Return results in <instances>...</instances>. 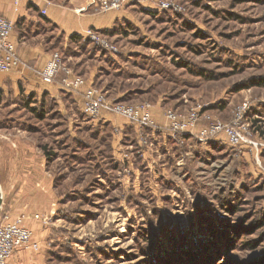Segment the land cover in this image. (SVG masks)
<instances>
[{
  "label": "rangeland",
  "instance_id": "rangeland-1",
  "mask_svg": "<svg viewBox=\"0 0 264 264\" xmlns=\"http://www.w3.org/2000/svg\"><path fill=\"white\" fill-rule=\"evenodd\" d=\"M114 9L126 17L92 28L107 46L56 36L53 52L108 103L159 108L164 125L120 131L64 94L63 108L0 94V134L37 148L53 179L35 264H264V0ZM167 110L197 119L175 131ZM2 189L7 204L15 189Z\"/></svg>",
  "mask_w": 264,
  "mask_h": 264
},
{
  "label": "crops",
  "instance_id": "crops-1",
  "mask_svg": "<svg viewBox=\"0 0 264 264\" xmlns=\"http://www.w3.org/2000/svg\"><path fill=\"white\" fill-rule=\"evenodd\" d=\"M100 1L25 0L15 6L13 0H0V15L8 18L14 25L9 40L15 46L20 61L17 67L0 71V94L26 98L33 96L38 99L47 96L58 101L61 108L63 105L60 98L64 94L70 102H76L83 110V92L92 87V75L85 78L84 85L67 94L57 78L61 74L53 82H46L41 78V71L51 58L56 36L71 42L73 40L70 37L73 35L82 38L89 28L106 31L126 17V10L102 11L99 8ZM150 110L156 122L164 125L165 118L160 109L153 107ZM99 115L105 126L118 128L120 131L130 123L127 118L110 113L106 108H102ZM45 165V157L37 148L23 144L9 134H0V174H7L8 180L5 185L0 183V196L3 197L2 188H13L16 193L8 198L7 204L0 202V222L24 216V225L31 231L32 242H36L38 247L41 242L39 216L47 215L51 211L47 210L45 197L52 195L49 190L52 188L53 179ZM35 250L32 246L18 249L11 263L39 262L40 254Z\"/></svg>",
  "mask_w": 264,
  "mask_h": 264
},
{
  "label": "built area",
  "instance_id": "built-area-1",
  "mask_svg": "<svg viewBox=\"0 0 264 264\" xmlns=\"http://www.w3.org/2000/svg\"><path fill=\"white\" fill-rule=\"evenodd\" d=\"M25 0H13L15 6ZM125 0H101L99 8L102 11L119 8ZM13 23L6 17L0 15V71H9L19 65V58L15 46L9 40L13 30ZM85 34L96 42L107 43L100 39L93 29H87ZM86 36V37H87ZM58 74L63 75L62 84L66 88L77 89L84 85L85 79L82 76L73 74L72 70L62 61L58 51H54L51 58L41 71V78L46 82H53ZM102 108L120 114L135 123L153 125L154 120L151 114V107L148 104L129 105L120 102L108 103L104 96L94 87H88L83 92V111L86 114L98 116ZM166 117L175 131H183L192 125L197 114L192 113L189 117L181 119L171 110H167ZM221 129L219 124H211L200 131L201 135H208ZM230 142L238 141V136L229 128L225 129ZM37 217V216H36ZM36 247L32 242V233L24 225V216L14 220L0 222V264H12L11 259L14 253L24 247Z\"/></svg>",
  "mask_w": 264,
  "mask_h": 264
},
{
  "label": "trees",
  "instance_id": "trees-1",
  "mask_svg": "<svg viewBox=\"0 0 264 264\" xmlns=\"http://www.w3.org/2000/svg\"><path fill=\"white\" fill-rule=\"evenodd\" d=\"M107 31V30H106ZM106 31H103V32H106ZM81 37L80 36H78V35H73V36H71L70 37V39L71 40H73V41H77V40H79ZM76 75H78V74H76ZM80 76V75H79ZM33 96H30V97H27L28 99H30V98H32ZM46 98V97H45ZM42 99H44V98H42ZM121 102V101H120ZM43 149L45 150V148L43 147Z\"/></svg>",
  "mask_w": 264,
  "mask_h": 264
},
{
  "label": "water",
  "instance_id": "water-1",
  "mask_svg": "<svg viewBox=\"0 0 264 264\" xmlns=\"http://www.w3.org/2000/svg\"><path fill=\"white\" fill-rule=\"evenodd\" d=\"M0 202H1V200H0Z\"/></svg>",
  "mask_w": 264,
  "mask_h": 264
}]
</instances>
